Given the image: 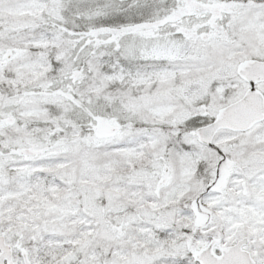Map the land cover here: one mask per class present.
Wrapping results in <instances>:
<instances>
[{
    "label": "snow or ice",
    "instance_id": "snow-or-ice-1",
    "mask_svg": "<svg viewBox=\"0 0 264 264\" xmlns=\"http://www.w3.org/2000/svg\"><path fill=\"white\" fill-rule=\"evenodd\" d=\"M0 264H264V0H0Z\"/></svg>",
    "mask_w": 264,
    "mask_h": 264
}]
</instances>
